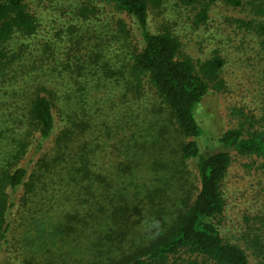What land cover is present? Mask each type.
<instances>
[{"label":"trees","instance_id":"obj_1","mask_svg":"<svg viewBox=\"0 0 264 264\" xmlns=\"http://www.w3.org/2000/svg\"><path fill=\"white\" fill-rule=\"evenodd\" d=\"M168 1L67 0L46 26L38 1L0 0V261L16 208L64 200L26 228V264H264V212L238 234L223 223L231 151L264 170V108L230 106L219 148L201 150V107L226 92V61L151 30ZM175 1L192 31L207 25L211 0ZM222 1L252 16L233 23L256 40L264 90V0ZM76 237L82 251L54 249Z\"/></svg>","mask_w":264,"mask_h":264},{"label":"rangeland","instance_id":"obj_2","mask_svg":"<svg viewBox=\"0 0 264 264\" xmlns=\"http://www.w3.org/2000/svg\"><path fill=\"white\" fill-rule=\"evenodd\" d=\"M29 1V0H27ZM37 1L35 11L42 17L43 24L48 26L51 22L64 15L67 10V0H30ZM247 8V6L245 5ZM209 21L207 25L198 31L189 28V13L176 4L175 0H169L157 12L150 14V28L155 31L161 24H166L172 31L178 33L184 43V50L194 58H206L213 51H217L225 58V66L222 76L227 82V90L221 96H209L201 107V117L209 116L208 124H205V134L198 140L201 150L209 148L218 149L217 139L221 133L231 125L227 116L228 108L232 105L246 107L254 115L260 114L264 108V90L261 86L260 66L256 40L252 36L243 34L236 29L233 20L236 18H250L249 10L244 8H233L224 4L222 0L209 1ZM264 22V18H258ZM61 20V18L59 19ZM131 23L129 18H126ZM127 23V24H128ZM50 27V26H49ZM51 28V27H50ZM209 55V56H210ZM261 61V62H260ZM257 118L258 116L255 115ZM231 151L233 164L224 185V197L227 204L224 219V229L234 234L243 232L239 230L250 224L262 227L258 219L252 216L264 212V170H257V162L251 164V160L236 159ZM248 163L250 170L244 163ZM194 166L190 165L192 173ZM260 169V168H259ZM190 180H194L190 175ZM64 200H29L25 206L27 214L17 213L15 209V221L12 223L9 253L0 264H26L34 253L33 249H27L23 245L22 237L26 228L32 226L33 219L44 215L39 207L51 206L53 210L48 214L59 211ZM30 208H37L30 213ZM39 208V209H38ZM58 213V212H57ZM29 214L31 216H29ZM47 214V215H48ZM248 216L243 219V216ZM46 218H48L46 216ZM264 231V228H262ZM72 238L73 234H69ZM76 242L65 243V239L56 245L59 251H82ZM11 251V252H10ZM37 252V251H36ZM77 257V255H74Z\"/></svg>","mask_w":264,"mask_h":264}]
</instances>
